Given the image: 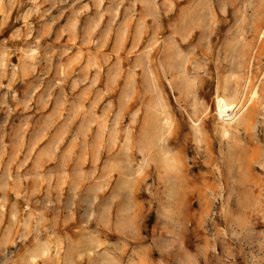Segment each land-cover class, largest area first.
I'll list each match as a JSON object with an SVG mask.
<instances>
[{"label": "rangeland", "instance_id": "obj_1", "mask_svg": "<svg viewBox=\"0 0 264 264\" xmlns=\"http://www.w3.org/2000/svg\"><path fill=\"white\" fill-rule=\"evenodd\" d=\"M263 29L264 0H0V264H264Z\"/></svg>", "mask_w": 264, "mask_h": 264}, {"label": "bare ground", "instance_id": "obj_2", "mask_svg": "<svg viewBox=\"0 0 264 264\" xmlns=\"http://www.w3.org/2000/svg\"><path fill=\"white\" fill-rule=\"evenodd\" d=\"M264 35V29H263ZM251 64V63H250ZM250 78H248L247 84L244 87L243 93L240 91V80H237L236 85L232 88H225L226 92L224 95L218 94L216 97L217 114L223 122L221 127L223 133H228L232 128L234 123H237L240 117L248 108V101H245V97L248 94V89H246L250 84ZM258 84H255L252 88L250 98L257 99L260 96ZM250 104V103H249ZM166 124V122H165Z\"/></svg>", "mask_w": 264, "mask_h": 264}]
</instances>
